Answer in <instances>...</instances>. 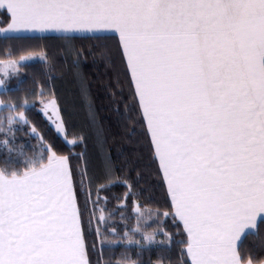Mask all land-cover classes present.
Listing matches in <instances>:
<instances>
[{
	"label": "snow or ice",
	"instance_id": "obj_1",
	"mask_svg": "<svg viewBox=\"0 0 264 264\" xmlns=\"http://www.w3.org/2000/svg\"><path fill=\"white\" fill-rule=\"evenodd\" d=\"M0 44V264H264V0H0Z\"/></svg>",
	"mask_w": 264,
	"mask_h": 264
},
{
	"label": "trees",
	"instance_id": "obj_2",
	"mask_svg": "<svg viewBox=\"0 0 264 264\" xmlns=\"http://www.w3.org/2000/svg\"><path fill=\"white\" fill-rule=\"evenodd\" d=\"M0 58H4V46L0 44ZM42 65L35 61L30 63V65L25 70L27 75L25 76V86H31V77L32 75H39L41 71ZM86 71L88 77L90 79V89H91V98L94 102L95 110L98 114V119L104 125L106 130V136L108 138L109 147L112 148L113 151L122 144V130L117 123L116 116L112 111V101L109 98V94L105 91V85L107 84V80L105 79L104 69L96 68L93 69L91 64L86 65ZM62 102L66 105V110L71 114L69 119V130L82 132L86 131L89 118H88V105L85 101H83L78 95V89L75 85H69L68 90L64 92ZM47 131V129H45ZM71 138V137H69ZM21 142L24 141V137H21ZM85 149H79L78 151H84ZM87 151L94 154L96 157V162L99 164L100 161V153L99 150L94 146L93 141L91 139L87 142ZM145 181L147 184H154V178L145 176ZM125 192V188L121 186H116L113 188L112 193H108L107 195H123ZM152 195H156V192L153 191ZM159 199V196H157ZM146 207H150L155 209L156 204H146ZM118 256L119 253H116ZM155 259V257H153Z\"/></svg>",
	"mask_w": 264,
	"mask_h": 264
},
{
	"label": "rangeland",
	"instance_id": "obj_3",
	"mask_svg": "<svg viewBox=\"0 0 264 264\" xmlns=\"http://www.w3.org/2000/svg\"><path fill=\"white\" fill-rule=\"evenodd\" d=\"M33 62H35V61H33ZM32 63V62H31Z\"/></svg>",
	"mask_w": 264,
	"mask_h": 264
}]
</instances>
